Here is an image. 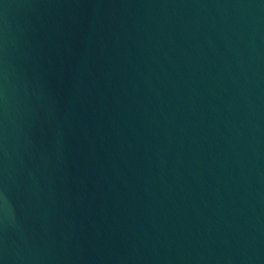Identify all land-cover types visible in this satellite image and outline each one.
<instances>
[{"label": "water", "instance_id": "obj_1", "mask_svg": "<svg viewBox=\"0 0 264 264\" xmlns=\"http://www.w3.org/2000/svg\"><path fill=\"white\" fill-rule=\"evenodd\" d=\"M0 264H264V0H0Z\"/></svg>", "mask_w": 264, "mask_h": 264}]
</instances>
